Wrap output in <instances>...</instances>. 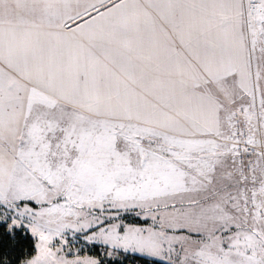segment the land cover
<instances>
[{
    "label": "snow or ice",
    "instance_id": "1",
    "mask_svg": "<svg viewBox=\"0 0 264 264\" xmlns=\"http://www.w3.org/2000/svg\"><path fill=\"white\" fill-rule=\"evenodd\" d=\"M0 264H264V0H0Z\"/></svg>",
    "mask_w": 264,
    "mask_h": 264
}]
</instances>
